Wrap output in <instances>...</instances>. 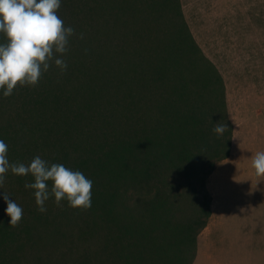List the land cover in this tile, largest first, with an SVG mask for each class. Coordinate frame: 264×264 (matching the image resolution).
I'll list each match as a JSON object with an SVG mask.
<instances>
[{
  "label": "trees",
  "instance_id": "16d2710c",
  "mask_svg": "<svg viewBox=\"0 0 264 264\" xmlns=\"http://www.w3.org/2000/svg\"><path fill=\"white\" fill-rule=\"evenodd\" d=\"M99 3L61 0L57 13L74 29L67 52L56 54L67 68L50 63L35 85L17 83L0 95L10 162L40 155L81 170L93 181L92 205L50 196L40 212L25 187L34 177L9 169L0 193L23 215L8 224L0 196V264H192L196 257L212 213L207 176L232 151L224 78L179 0L109 5L108 31ZM162 18L174 26L160 28ZM119 20L127 24L120 36ZM131 33L146 35V52L132 49ZM215 124L224 125L222 134Z\"/></svg>",
  "mask_w": 264,
  "mask_h": 264
},
{
  "label": "rangeland",
  "instance_id": "374dc122",
  "mask_svg": "<svg viewBox=\"0 0 264 264\" xmlns=\"http://www.w3.org/2000/svg\"><path fill=\"white\" fill-rule=\"evenodd\" d=\"M107 1L100 0L98 7L105 31L113 23L105 14L109 5L123 6V0ZM179 4L202 52L224 78L233 122L231 154L219 160L206 179L212 213L198 242L216 245L215 257L229 264H264V177L257 176L251 164L252 155L264 150V0H179ZM160 20L155 23L160 28L174 26V19ZM118 23L123 25L117 32L120 36L127 24ZM132 35V49L146 52V35L142 39Z\"/></svg>",
  "mask_w": 264,
  "mask_h": 264
},
{
  "label": "clouds",
  "instance_id": "9594fccd",
  "mask_svg": "<svg viewBox=\"0 0 264 264\" xmlns=\"http://www.w3.org/2000/svg\"><path fill=\"white\" fill-rule=\"evenodd\" d=\"M61 0H0V95L8 96L17 83L35 85L50 63L67 68V61L57 53L67 52L69 36L74 32L65 25L57 9ZM223 124L213 125L212 131L222 134ZM251 164L255 174L264 177V150L252 155ZM17 175L31 174L34 179L26 181L25 187L34 190L35 203L40 212L46 211L45 201L54 196L59 204L66 199L72 207L89 208L92 205L93 181L81 170L59 162H49L40 155L27 164L10 162L8 145L0 139V188L8 170ZM52 181L51 186L47 183ZM6 202L5 213L10 216L8 224L15 226L22 218V206L10 199L7 192L0 193Z\"/></svg>",
  "mask_w": 264,
  "mask_h": 264
},
{
  "label": "crops",
  "instance_id": "0c3cea01",
  "mask_svg": "<svg viewBox=\"0 0 264 264\" xmlns=\"http://www.w3.org/2000/svg\"><path fill=\"white\" fill-rule=\"evenodd\" d=\"M262 230L263 228L261 225V231L259 234ZM213 246H215V248H213ZM217 249V246L213 243L205 244L204 242L199 241L197 254L192 264H229L230 262H226L225 259H223L224 261H221L215 257ZM232 263L234 264L235 262Z\"/></svg>",
  "mask_w": 264,
  "mask_h": 264
}]
</instances>
